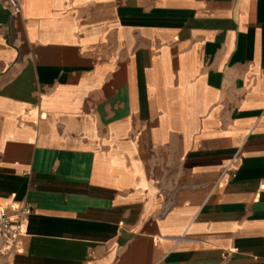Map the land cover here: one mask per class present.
<instances>
[{
  "label": "crops",
  "instance_id": "crops-1",
  "mask_svg": "<svg viewBox=\"0 0 264 264\" xmlns=\"http://www.w3.org/2000/svg\"><path fill=\"white\" fill-rule=\"evenodd\" d=\"M0 0V264H264V0Z\"/></svg>",
  "mask_w": 264,
  "mask_h": 264
},
{
  "label": "built area",
  "instance_id": "built-area-1",
  "mask_svg": "<svg viewBox=\"0 0 264 264\" xmlns=\"http://www.w3.org/2000/svg\"><path fill=\"white\" fill-rule=\"evenodd\" d=\"M11 14L17 15L21 12L20 0H8ZM33 212L29 203H22L15 215L0 205V258L10 256L17 245L18 239L23 234L24 219Z\"/></svg>",
  "mask_w": 264,
  "mask_h": 264
}]
</instances>
